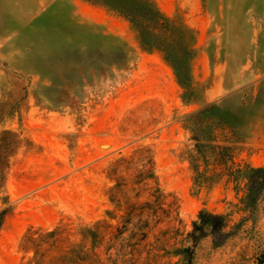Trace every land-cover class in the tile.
I'll return each mask as SVG.
<instances>
[{
	"label": "rangeland",
	"instance_id": "rangeland-1",
	"mask_svg": "<svg viewBox=\"0 0 264 264\" xmlns=\"http://www.w3.org/2000/svg\"><path fill=\"white\" fill-rule=\"evenodd\" d=\"M154 1L194 31L184 97L162 53L107 7L0 0V264L28 263L29 228L121 224L128 201L150 198L148 159L172 211L142 258L264 264V0ZM208 105L197 150L185 117ZM201 209L225 217L223 236L194 241Z\"/></svg>",
	"mask_w": 264,
	"mask_h": 264
},
{
	"label": "trees",
	"instance_id": "trees-1",
	"mask_svg": "<svg viewBox=\"0 0 264 264\" xmlns=\"http://www.w3.org/2000/svg\"><path fill=\"white\" fill-rule=\"evenodd\" d=\"M86 1L103 5L127 19L137 34L140 48L143 51H160L173 69L177 83L184 91L183 97L191 92V62L195 55L192 28L182 21L166 16L154 0ZM211 107L212 105H208L185 117L189 121L188 128L193 134L192 138L197 141L200 140L194 135L197 116ZM200 146L199 141L195 143L197 150ZM147 164L148 167L142 170L144 174L142 171L140 173L144 186L149 185L146 180L154 182V185L147 188L150 198L140 204L137 201H128L125 215L120 216L121 219L125 218L121 220V224L113 226L102 220L93 225L79 226L75 231H71L66 224L51 230L29 228L22 235L19 244L22 251L33 253L27 264H150L147 257L142 258L144 248L149 245L145 241L151 230L158 229V233H161L159 225L171 217L172 205L157 186L152 160L148 159ZM191 164L194 169V161ZM257 170L261 168H249L252 173H257ZM143 190L147 191L145 187ZM137 195L138 191L135 197ZM144 213L146 216L142 219L141 215ZM4 214L5 209H2L0 225ZM109 214L111 218L115 217L112 213ZM136 215L137 220L133 222ZM226 225L227 220L222 214L201 209L197 219L192 222L191 237L195 242L198 241L205 236L203 230L206 227L211 234L223 236Z\"/></svg>",
	"mask_w": 264,
	"mask_h": 264
}]
</instances>
